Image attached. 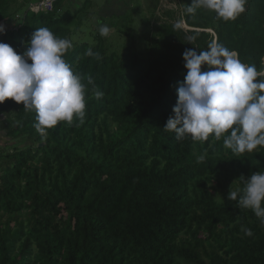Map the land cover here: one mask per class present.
I'll return each mask as SVG.
<instances>
[{"label": "trees", "instance_id": "trees-1", "mask_svg": "<svg viewBox=\"0 0 264 264\" xmlns=\"http://www.w3.org/2000/svg\"><path fill=\"white\" fill-rule=\"evenodd\" d=\"M37 1L0 0V42L23 53L39 27L69 40L64 59L86 85L85 119L41 136L35 111L0 104V264H264V224L228 199L264 172V147L239 154L212 136L178 141L163 129L188 49L223 45L264 79V0H247L227 22L188 13L193 0L130 3L115 21L95 14L93 0L35 12Z\"/></svg>", "mask_w": 264, "mask_h": 264}, {"label": "clouds", "instance_id": "clouds-1", "mask_svg": "<svg viewBox=\"0 0 264 264\" xmlns=\"http://www.w3.org/2000/svg\"><path fill=\"white\" fill-rule=\"evenodd\" d=\"M246 4L247 0H193L186 11L191 14L203 8L227 22L243 14ZM5 32V25L0 24V34ZM109 33L107 25L99 28L101 36ZM23 44L25 50L18 54L0 42V104L11 99L22 103L25 110L35 111L34 128L41 136L61 122L71 125L74 118L82 124L86 85L64 59L71 42L39 27ZM87 55L100 59L91 49ZM182 59L186 75L177 88L173 115L163 129L174 131L178 141L190 138L203 143L212 136L239 154L264 147V79H260L256 65L243 63L220 44L207 51L188 49ZM88 84L94 85L92 78ZM103 95L93 88L95 99ZM228 199L240 209H251L264 224V172H253L242 193L230 190ZM241 231L253 235L250 228L242 227Z\"/></svg>", "mask_w": 264, "mask_h": 264}, {"label": "rangeland", "instance_id": "rangeland-1", "mask_svg": "<svg viewBox=\"0 0 264 264\" xmlns=\"http://www.w3.org/2000/svg\"><path fill=\"white\" fill-rule=\"evenodd\" d=\"M65 2L67 1V0H64ZM83 0H79V2H82ZM96 4H100V9L102 8V2H103V0H93ZM144 1L145 0H131V1H129L128 2V4L129 3H131L132 4V7H133V9L135 10H137V7L139 6V5H142L144 8H145V4H144ZM152 2H153V0H147V3H146V5H148V7H151V4H152ZM116 4V3H115ZM178 4V0H159V6L160 7H163V8H175L176 7V5ZM119 5H121V3H119ZM99 6V5H98ZM127 6V5H126ZM116 8L117 9H119L118 8V5H115V6H112V9L114 10L115 9V11H113L114 13H110V14H108V15H101L103 18H108V19H112V20H116L117 18V16H118V14H117V12H123L124 11V9H121L122 7H120V9H121V11H119V10H116ZM130 11V10H129ZM127 12V14H125L124 16H128V18H130V17H132L133 15H131L130 16V12ZM98 13V11L96 10V13L95 14H97ZM97 17H98V15H97ZM97 17L95 16L94 18H92L89 22L91 23V24H94L95 23V20L97 19ZM108 19L106 20V21H108ZM138 21H139V19H138ZM97 22V21H96ZM101 25H102V23H101ZM181 25H183L182 23H181ZM83 29L85 30V31H88V28H85V26H83ZM84 37V36H83Z\"/></svg>", "mask_w": 264, "mask_h": 264}, {"label": "crops", "instance_id": "crops-1", "mask_svg": "<svg viewBox=\"0 0 264 264\" xmlns=\"http://www.w3.org/2000/svg\"><path fill=\"white\" fill-rule=\"evenodd\" d=\"M67 1H69L72 4L79 3V0H67ZM129 1L131 0H103L101 9H100V4H98L99 5V11H98L99 17L101 18L102 17L101 15H108L110 13H114L113 11H115V9L113 10L112 6H115V5H118V8H119V9L116 8V10H119V11H121V9L125 10L126 7H128L130 4V3L128 4ZM119 3H121V5H119ZM120 7L122 8L120 9ZM0 136H1V132H0Z\"/></svg>", "mask_w": 264, "mask_h": 264}, {"label": "built area", "instance_id": "built-area-1", "mask_svg": "<svg viewBox=\"0 0 264 264\" xmlns=\"http://www.w3.org/2000/svg\"><path fill=\"white\" fill-rule=\"evenodd\" d=\"M53 1L54 0H38L37 2L30 4L29 7L32 11H35V12L50 11V10H52ZM182 24H183L182 25L183 28H185V29L189 28L185 25V23H183V21H182Z\"/></svg>", "mask_w": 264, "mask_h": 264}]
</instances>
